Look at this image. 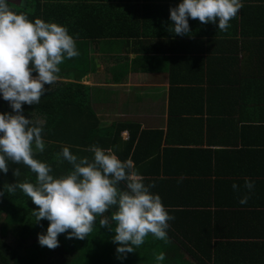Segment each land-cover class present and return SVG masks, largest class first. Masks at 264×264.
Segmentation results:
<instances>
[{
  "label": "crops",
  "instance_id": "crops-1",
  "mask_svg": "<svg viewBox=\"0 0 264 264\" xmlns=\"http://www.w3.org/2000/svg\"><path fill=\"white\" fill-rule=\"evenodd\" d=\"M11 2L16 11L29 9V0ZM178 3L179 0H41L34 13L35 18L57 23L78 21L88 27L100 23L91 34L67 27L76 41L98 39L89 48L97 72L84 76V83L99 89L117 87L99 91L94 106L100 116L131 119L142 128L162 130L158 153L162 155L166 147H179L187 153L184 164L173 159L177 160L178 177L194 184L193 194L198 191L207 196L202 198L209 200L213 213H259L262 215L258 224H264V0H242L243 7L229 21L227 31L218 30L217 24L189 18L190 32L184 35L170 31L169 9ZM250 19H255L253 33L247 36L242 24L251 27ZM235 23L239 30H233ZM250 51L260 53H249L251 61L247 64L244 58ZM220 55H237L238 59L225 65H211L213 62L207 60ZM216 85L224 89H215ZM177 87L180 95L173 106L182 113L174 118L171 94ZM188 87L196 90L190 92ZM202 88L215 89L207 101V94L199 92ZM185 104L189 109L184 108ZM172 120L178 122L170 132ZM168 133L178 143L165 142ZM122 134L125 139L129 137L128 130ZM245 178L255 182L248 202H258L260 206H214V186L221 190L218 202H225L221 197L235 199L246 192L242 187L239 193L232 189L233 183L242 186ZM182 190L188 192L182 186L178 195Z\"/></svg>",
  "mask_w": 264,
  "mask_h": 264
},
{
  "label": "trees",
  "instance_id": "trees-1",
  "mask_svg": "<svg viewBox=\"0 0 264 264\" xmlns=\"http://www.w3.org/2000/svg\"><path fill=\"white\" fill-rule=\"evenodd\" d=\"M29 1V9L22 7L14 10L11 8V0L9 7L15 12L28 15V19L34 21V7L39 5L41 0ZM254 20H251V27L245 28V24H242L247 36L253 33ZM59 24L74 31L87 30L90 33L86 34H91L100 23H92V27L78 21ZM236 24L232 26L233 30H239L235 28ZM96 40L97 37H91L76 41L79 56L65 59L59 65L60 72L57 75L67 79L61 77L51 86L45 85L46 88L50 87V90L42 95L38 104L22 105L24 115L40 121L43 126L45 150L34 152V157L50 164L56 175L64 173L71 167L57 155L63 146L69 147V150L78 156L91 157L92 154L86 149L89 145L96 144L102 148L112 149L121 160L131 159L144 177V183L155 185L151 190L160 195L169 214L174 217L168 222V240L156 239L149 233L142 245L134 247V252L127 253L122 260L118 259L116 245L111 239L115 233L109 231L107 227L100 226L99 221L102 217L97 216L92 232L84 239H66L65 234H60L58 247L55 249L42 247L37 242V233L46 229L48 221L41 220L39 224L35 223L32 209L38 206L19 190L11 194L5 190V195L0 196V264H157L154 252H164L165 260L160 264H264V224H258L260 222L258 218L262 214L246 211L213 213L209 200L202 198L207 196L198 191L193 194L194 184L178 177L177 160L173 159L178 158L184 164V156L187 153L179 147H166L162 155L158 153L162 146V130L142 128L139 122L131 119L100 116L94 102L98 101L99 91L104 90V87L99 89L83 81L84 76L90 72H97L94 56L89 53L90 46ZM249 53L256 55L260 52H248L244 58L247 64L251 61ZM214 59L208 57L207 60L213 62H209L208 65L210 63L225 65L226 62L230 64L238 57L220 55ZM216 86L215 89H224L221 85ZM179 89L180 87L174 88L171 94V117L174 118L175 115L182 113L173 106L174 100L178 99V94L180 95ZM187 89L190 92L196 90L193 87ZM215 89L202 88L198 91L207 94V101L210 99L208 94ZM197 96L198 93H195L194 98ZM184 108H188V104H185ZM203 108L204 102L201 104V109ZM3 111L10 112L11 109L7 101L0 99V112ZM177 122V120L170 122V132ZM125 130L129 131V137L126 139L122 134ZM171 138L172 135L168 133L165 142L178 143V140ZM8 166L7 173H0V187L15 180L35 182V174L30 172L26 165L9 162ZM17 168L20 175L14 177L13 169ZM182 186L187 187L188 192L182 190L178 195ZM207 186L212 187L211 184ZM213 192L214 206H224L221 203L228 206H260L254 201L241 205L238 202L239 198L221 197L225 202H218L220 188L214 186ZM113 211L114 207L103 215L110 217ZM244 218L246 220H243Z\"/></svg>",
  "mask_w": 264,
  "mask_h": 264
},
{
  "label": "clouds",
  "instance_id": "clouds-1",
  "mask_svg": "<svg viewBox=\"0 0 264 264\" xmlns=\"http://www.w3.org/2000/svg\"><path fill=\"white\" fill-rule=\"evenodd\" d=\"M9 2L0 0V99L11 109L0 112V173L8 172L9 162L22 163L35 174V182L5 183L0 196L5 190L9 194L19 190L38 206L32 209L35 223L47 220L48 224L37 233V242L49 249L59 246L60 234L66 239H84L92 232L97 216L102 217L100 226L115 233L111 239L118 259L134 252L149 233L167 241L168 222L174 217L160 195L151 190L155 185L144 183L131 159L121 160L112 149L96 144L86 149L91 157L78 156L63 146L57 155L71 167L56 175L50 164L34 157V152L45 150L43 126L26 117L22 105L38 104L50 90L45 85L57 80L59 65L80 53L76 38L66 26L40 18L30 21L22 12L13 11ZM242 7V0H179L169 9L170 31L189 33V18L217 24L218 30L227 31L229 21ZM19 175V168L13 169V176ZM241 187L246 192L238 202L244 205L255 182L245 178L242 186L232 184L235 192ZM113 207L110 217L103 215ZM153 255L157 264L165 260L164 252Z\"/></svg>",
  "mask_w": 264,
  "mask_h": 264
},
{
  "label": "rangeland",
  "instance_id": "rangeland-1",
  "mask_svg": "<svg viewBox=\"0 0 264 264\" xmlns=\"http://www.w3.org/2000/svg\"><path fill=\"white\" fill-rule=\"evenodd\" d=\"M57 80H59V79H61V77H60V75H57ZM94 87H96V88H99V86H94ZM104 88H105V90H109L110 88H111V90L113 89V88H115V90H116V88L117 87H109V86H103ZM96 105V104H95ZM111 105H112V107H114L115 106V104H114V98L113 97H111ZM122 119V118H121Z\"/></svg>",
  "mask_w": 264,
  "mask_h": 264
}]
</instances>
